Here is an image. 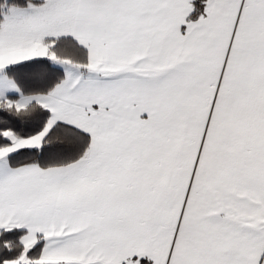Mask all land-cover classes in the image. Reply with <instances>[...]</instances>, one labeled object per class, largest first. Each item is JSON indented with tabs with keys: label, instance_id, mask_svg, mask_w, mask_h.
<instances>
[{
	"label": "snow or ice",
	"instance_id": "6c2138e0",
	"mask_svg": "<svg viewBox=\"0 0 264 264\" xmlns=\"http://www.w3.org/2000/svg\"><path fill=\"white\" fill-rule=\"evenodd\" d=\"M0 264H264V0H0Z\"/></svg>",
	"mask_w": 264,
	"mask_h": 264
}]
</instances>
